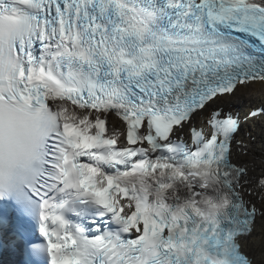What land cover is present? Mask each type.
Instances as JSON below:
<instances>
[{
    "label": "snow or ice",
    "instance_id": "snow-or-ice-1",
    "mask_svg": "<svg viewBox=\"0 0 264 264\" xmlns=\"http://www.w3.org/2000/svg\"><path fill=\"white\" fill-rule=\"evenodd\" d=\"M257 84L264 0H0L26 264H264V141L219 107Z\"/></svg>",
    "mask_w": 264,
    "mask_h": 264
},
{
    "label": "bare ground",
    "instance_id": "bare-ground-1",
    "mask_svg": "<svg viewBox=\"0 0 264 264\" xmlns=\"http://www.w3.org/2000/svg\"><path fill=\"white\" fill-rule=\"evenodd\" d=\"M258 104H264V85L257 84L255 87L249 88L247 90L242 89L234 97L227 101L220 102L219 106H225L228 108L230 105L238 107L240 109L250 108ZM263 120L249 122L246 124L245 129H251L252 135L256 136L255 142L259 144L264 141V127ZM257 259H260V253L257 251Z\"/></svg>",
    "mask_w": 264,
    "mask_h": 264
},
{
    "label": "rangeland",
    "instance_id": "rangeland-1",
    "mask_svg": "<svg viewBox=\"0 0 264 264\" xmlns=\"http://www.w3.org/2000/svg\"><path fill=\"white\" fill-rule=\"evenodd\" d=\"M263 127H264V122H263Z\"/></svg>",
    "mask_w": 264,
    "mask_h": 264
}]
</instances>
